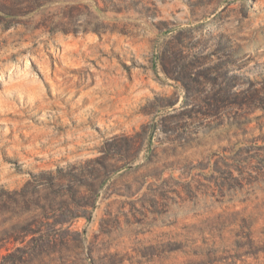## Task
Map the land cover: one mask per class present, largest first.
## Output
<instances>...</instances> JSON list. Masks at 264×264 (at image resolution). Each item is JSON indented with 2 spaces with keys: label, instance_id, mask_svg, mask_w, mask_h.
I'll list each match as a JSON object with an SVG mask.
<instances>
[{
  "label": "rangeland",
  "instance_id": "1",
  "mask_svg": "<svg viewBox=\"0 0 264 264\" xmlns=\"http://www.w3.org/2000/svg\"><path fill=\"white\" fill-rule=\"evenodd\" d=\"M211 244L264 264V0H0V264Z\"/></svg>",
  "mask_w": 264,
  "mask_h": 264
},
{
  "label": "trees",
  "instance_id": "2",
  "mask_svg": "<svg viewBox=\"0 0 264 264\" xmlns=\"http://www.w3.org/2000/svg\"><path fill=\"white\" fill-rule=\"evenodd\" d=\"M60 231L55 229V225H53L50 234H41L39 231V237L36 240V245L35 247L37 248V256H43L47 252L51 253H59L58 252V242H59V234ZM208 247L206 248V254H204V257L200 259L198 262L194 264H227L224 263L228 260L227 257H224V255L219 256V250L215 249L214 246L215 244L207 245ZM15 254H10L6 256V258L14 257ZM40 255V256H39ZM27 259L25 255H22L19 257L18 262L20 264L26 263Z\"/></svg>",
  "mask_w": 264,
  "mask_h": 264
}]
</instances>
